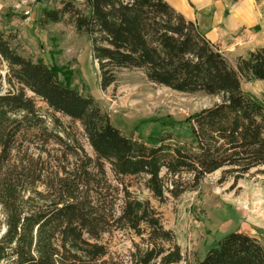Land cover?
Masks as SVG:
<instances>
[{"label": "trees", "instance_id": "obj_1", "mask_svg": "<svg viewBox=\"0 0 264 264\" xmlns=\"http://www.w3.org/2000/svg\"><path fill=\"white\" fill-rule=\"evenodd\" d=\"M66 13L88 35L103 90L119 70L135 68L157 85L221 95V101L187 119L188 139H135L111 123L92 95L63 82L54 66L17 53L0 36L7 69L0 75V264H115L102 238L117 229H130L144 243L127 264H264L261 241L239 230L217 240L203 259L183 262L159 211L122 179L142 178L163 202L186 189L176 178L183 173L192 175V185L217 170L221 181L236 182L252 169L264 174V103L241 88L242 80L264 79V46L233 65L166 0H84L82 8L68 1L45 9L42 18L59 22ZM2 81L9 88L2 90ZM28 91L47 104L54 123L62 125L55 113L79 122L93 156L66 128H49ZM51 144L59 155L51 154Z\"/></svg>", "mask_w": 264, "mask_h": 264}, {"label": "rangeland", "instance_id": "obj_2", "mask_svg": "<svg viewBox=\"0 0 264 264\" xmlns=\"http://www.w3.org/2000/svg\"><path fill=\"white\" fill-rule=\"evenodd\" d=\"M68 1L78 8L83 7L84 0H0V36L17 53L34 61L42 59L47 65L55 67L63 82L83 95H92L109 115L111 123L123 134L145 141L151 136L164 135L188 139L187 119L200 109L220 102L221 95L176 91L150 82L142 70L135 68L119 70L116 81L103 90L88 35L76 31L67 13L59 22L42 18L45 9L60 8L63 2ZM218 1L221 5L210 7L209 11H204L206 15L223 7L229 10L234 0ZM237 4L245 19L244 25L230 27L233 21L226 18L219 26L230 34V40L236 38L232 40L237 44L230 47L231 52L222 51L233 65L238 53L241 54L238 56L245 57L250 50L264 46V0H240ZM234 47L238 48L237 51ZM6 71L5 62L0 60V75L3 77ZM7 88L9 86L2 81V90ZM241 88L264 103V79L242 80ZM27 93L44 114L49 128L54 131L66 128L93 156L79 122L55 113L62 125L54 123L47 104L32 92ZM37 141L30 144L31 151H37L34 148L39 144ZM57 147L50 145L51 154H60ZM108 176L112 178L110 171ZM220 177L221 170H217L192 185L191 174L176 176L182 183L180 188L186 189L177 197L167 195L163 202L144 187L142 178L125 176L122 179L135 196L150 200L161 214L164 226L173 231L183 262H193L203 259L217 240L233 230L257 236L264 246V174L252 169L236 182L232 176L224 181ZM4 219L0 206V235L5 229ZM102 241L108 247V261L115 264H127L136 245L144 246L141 238L130 229L112 230L103 235Z\"/></svg>", "mask_w": 264, "mask_h": 264}, {"label": "crops", "instance_id": "obj_3", "mask_svg": "<svg viewBox=\"0 0 264 264\" xmlns=\"http://www.w3.org/2000/svg\"><path fill=\"white\" fill-rule=\"evenodd\" d=\"M170 5H172L177 11L181 12L187 19L192 20L197 25L198 29L206 36V38L218 45L221 51L223 52H231V46H234L237 44V41H232L233 39H236L235 37L230 40V37H228L230 34H227L228 32H224V30L220 29L219 26L224 24V22L227 19L232 20V24L230 27H233V25L236 26H243V22L245 19L243 18V15L241 16L240 11L238 10V1H231L229 5V10H226L221 8V10L218 9V11H213L212 13L208 12V15H206V12L209 11L210 7H213L214 5H221L218 0H166ZM243 1V0H241ZM222 5L226 6V3H222ZM226 27V26H225ZM234 28V27H233ZM238 48L234 47V50L237 51ZM241 55V54H237ZM243 55V54H242ZM256 238H258L255 235H251ZM259 239V238H258ZM260 240V239H259Z\"/></svg>", "mask_w": 264, "mask_h": 264}, {"label": "built area", "instance_id": "obj_4", "mask_svg": "<svg viewBox=\"0 0 264 264\" xmlns=\"http://www.w3.org/2000/svg\"><path fill=\"white\" fill-rule=\"evenodd\" d=\"M26 14H28V15H29V11H26ZM26 19H28V17H27Z\"/></svg>", "mask_w": 264, "mask_h": 264}]
</instances>
